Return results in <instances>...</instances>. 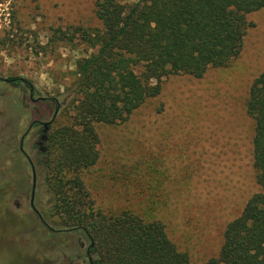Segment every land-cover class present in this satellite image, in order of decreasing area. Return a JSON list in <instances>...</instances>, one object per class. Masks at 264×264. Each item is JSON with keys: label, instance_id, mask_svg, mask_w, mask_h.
Returning a JSON list of instances; mask_svg holds the SVG:
<instances>
[{"label": "rangeland", "instance_id": "obj_1", "mask_svg": "<svg viewBox=\"0 0 264 264\" xmlns=\"http://www.w3.org/2000/svg\"><path fill=\"white\" fill-rule=\"evenodd\" d=\"M95 10L96 0H0V264H88L89 241L76 231L56 232L57 218L48 219L52 234L29 204L31 169L18 141L34 117L51 119L54 104H30L20 80L13 85L1 78L28 80L35 95L63 101L76 60L92 49L80 39H60L56 30L101 27ZM246 20L251 25L242 49L227 66L210 67L200 78L165 77L161 92L127 122L96 125L100 157L83 173L96 206L154 212L191 264L218 255L226 226L260 191L254 121L245 104L253 80L264 71V9L247 13ZM64 107L48 134L70 123L72 110ZM38 138L33 130L25 140L30 157ZM146 153L165 160V189H153V160H138ZM34 167V205L41 211L49 197Z\"/></svg>", "mask_w": 264, "mask_h": 264}, {"label": "trees", "instance_id": "obj_2", "mask_svg": "<svg viewBox=\"0 0 264 264\" xmlns=\"http://www.w3.org/2000/svg\"><path fill=\"white\" fill-rule=\"evenodd\" d=\"M259 9L264 0H96L101 27L56 30L60 39H80L92 51L76 60L63 101H46L57 109L65 103L72 110L70 123L54 128L33 152L49 197L40 214L50 231L48 219L57 218L56 232L82 234L93 264H191L154 212L96 206L83 173L100 157L96 125L127 122L161 92L165 77L200 78L210 67L227 66L251 25L246 14ZM245 108L254 121L253 166L260 191L226 226L218 255L201 264H264V71L253 80ZM138 160H153V189H165V160L155 153Z\"/></svg>", "mask_w": 264, "mask_h": 264}, {"label": "flooded vegetation", "instance_id": "obj_3", "mask_svg": "<svg viewBox=\"0 0 264 264\" xmlns=\"http://www.w3.org/2000/svg\"><path fill=\"white\" fill-rule=\"evenodd\" d=\"M3 81L5 82H12L14 83L15 81H13V78H1ZM24 87V89H28V97H27V100L30 104H37V103H43V102H46V101H49L51 98H48V97H45V96H37L35 95V90H34V87L33 85H31L30 87H27L26 86V81L25 79H22L20 78L19 79ZM13 85H16V84H13ZM56 101H58V99L56 98ZM53 103V102H52ZM54 104V103H53ZM56 110L54 111L52 117L50 120H46V121H52L54 120V117L56 115V112H57V108H55ZM46 121H43V120H40L38 117L37 118H33L30 123L28 124L26 130L20 135V138H19V141H18V149L19 151L25 156L27 162L29 163L30 165V169H31V188H30V198H29V204L31 206V208L33 209L36 208L35 205H34V196H35V190H36V171H35V167H34V163H33V160L32 158L33 157H30L28 155V153L25 151L24 149V143H25V140L31 136L33 130H37V132L39 133V138L38 140L34 141L32 144H31V151H32V154L35 150L37 149H40L42 147L41 145V137L44 133V122ZM51 123L48 125V129L46 131V134L48 135V131H49V128H50V125ZM37 128V129H36ZM22 142V143H21ZM21 144V146H20ZM32 167L34 168V171H35V188H34V191H32V185H33V173H32ZM32 193H33V199H32V202H31V198H32ZM37 209V208H36ZM34 213L37 215V217L39 218V220L42 222V224L44 226H46L48 229H49V226L48 225H45L44 221L42 220V216L40 214V211L37 209V211H35L33 209ZM51 230V229H50ZM53 232V230L51 231ZM85 253H86V256H87V262L88 264H93L92 262V257L89 255L88 253V246L86 247L85 249Z\"/></svg>", "mask_w": 264, "mask_h": 264}, {"label": "water", "instance_id": "obj_4", "mask_svg": "<svg viewBox=\"0 0 264 264\" xmlns=\"http://www.w3.org/2000/svg\"><path fill=\"white\" fill-rule=\"evenodd\" d=\"M51 123V121H46V122H44L43 124H44V133H43V135H42V137H41V141H45L46 140V138H47V134H46V131H47V129H48V125ZM22 143V142H21ZM20 146H21V144H20ZM32 173H33V185H32V191H34V188H35V171H34V168L32 167ZM32 199H33V193H32V198H31V202H32ZM33 209L35 210V211H37V209L36 208H34L33 207Z\"/></svg>", "mask_w": 264, "mask_h": 264}]
</instances>
